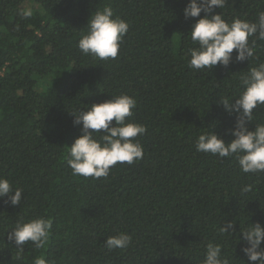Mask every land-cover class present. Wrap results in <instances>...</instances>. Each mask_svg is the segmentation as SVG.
Listing matches in <instances>:
<instances>
[{
    "label": "trees",
    "instance_id": "trees-1",
    "mask_svg": "<svg viewBox=\"0 0 264 264\" xmlns=\"http://www.w3.org/2000/svg\"><path fill=\"white\" fill-rule=\"evenodd\" d=\"M189 0H0V176L23 189L21 203L0 198V264H202L209 242L229 264H249L240 228L264 226V173H243L233 157L198 152V135L225 142L236 113L218 101L241 91L239 76L264 63L255 58L206 71L185 59L191 25ZM32 6L33 15L20 12ZM110 6L129 24L118 56L99 60L77 47L96 10ZM264 0H227L226 21L255 22ZM256 39L250 37L249 41ZM127 94L136 100L129 122L142 124L143 157L117 163L107 177L73 175L69 148L82 134L70 112ZM264 123V106L247 127ZM115 122L113 121V125ZM251 186L248 192H242ZM14 194V193H13ZM51 218L47 243L30 241L18 256L9 232L17 222ZM234 222L232 235L219 231ZM131 236L126 248L104 241ZM264 247V244H262ZM255 264V262H253Z\"/></svg>",
    "mask_w": 264,
    "mask_h": 264
},
{
    "label": "clouds",
    "instance_id": "clouds-1",
    "mask_svg": "<svg viewBox=\"0 0 264 264\" xmlns=\"http://www.w3.org/2000/svg\"><path fill=\"white\" fill-rule=\"evenodd\" d=\"M227 0H189L184 8L185 19H195L191 25V41L195 47L187 49L185 59L188 67L195 71H206L221 65L228 67L235 50L236 62L255 58L256 40L264 41V11H260L255 22L233 19L225 20L223 12L214 14L216 8L223 9ZM24 18L31 17V8L20 12ZM87 33L82 35L77 47L85 56L99 60L115 59L121 42L129 31L125 20L115 17L110 6L96 10L87 25ZM256 39L249 41L250 37ZM241 91L234 98L222 97V104L229 114L236 113V122L230 135L234 137L225 142L213 131L198 135L195 148L198 152L218 156L235 157L243 173H264V123L255 124L254 130L247 125L253 121L254 110L264 106V63L248 68L247 74L239 76ZM137 106L136 100L127 95L111 96L103 103L84 105L86 111L77 108L70 112L74 125L82 124V134L69 148L68 165L73 175L82 177H107L117 163L132 164L143 157L144 150L137 141L138 136L146 133L142 124L128 121ZM113 121L115 124L113 125ZM251 186H245L242 192H248ZM14 193V194H13ZM23 189L14 187L9 179L0 176V198L8 197L5 203L12 206L21 203ZM53 220L35 218L27 222H17L9 232L8 240L14 241L18 256L23 252V245L31 242L36 248H43L48 241ZM234 222H227L219 231L232 235ZM240 236L244 247L241 248L249 264H264V226L260 223L247 224ZM131 236L119 233L108 237L105 247L108 250L122 249L129 246ZM34 264H48L42 257H37ZM202 264H229L222 256V246L207 243Z\"/></svg>",
    "mask_w": 264,
    "mask_h": 264
},
{
    "label": "rangeland",
    "instance_id": "rangeland-1",
    "mask_svg": "<svg viewBox=\"0 0 264 264\" xmlns=\"http://www.w3.org/2000/svg\"><path fill=\"white\" fill-rule=\"evenodd\" d=\"M30 7L32 8V6H30V5L26 4V6H25L24 8H26V9H27V8H30Z\"/></svg>",
    "mask_w": 264,
    "mask_h": 264
}]
</instances>
